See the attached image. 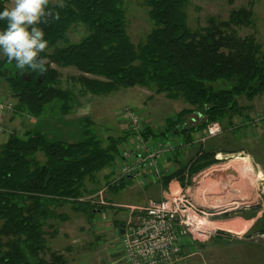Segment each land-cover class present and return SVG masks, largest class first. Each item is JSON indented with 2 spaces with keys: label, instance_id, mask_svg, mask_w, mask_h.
Here are the masks:
<instances>
[{
  "label": "trees",
  "instance_id": "16d2710c",
  "mask_svg": "<svg viewBox=\"0 0 264 264\" xmlns=\"http://www.w3.org/2000/svg\"><path fill=\"white\" fill-rule=\"evenodd\" d=\"M7 1L0 0V12ZM63 2V8L49 4L60 13L58 20L38 25L48 41L40 53L47 61L43 75L21 73L15 61L0 57V87L14 98L13 111L52 118L69 114L79 97L141 86L189 105L175 119H167L163 132L146 126L149 139L174 130L185 132L186 141L192 142L193 130L203 131L214 121L238 133L253 125V118L245 121L249 106L240 99L251 101L264 94V47L256 36L242 37L236 30L251 23L252 9H235L228 19L211 18L208 25L194 29L189 25L187 0H144L154 26L134 43L124 0ZM6 24L0 20V30ZM69 67L83 75L63 78L59 68ZM190 114L202 115L198 126L180 127ZM93 124L89 118L81 121L85 138L76 142L53 141L29 128L21 134L10 133L0 144V264H69L63 252L49 246L48 238L59 232L55 222L68 217L59 208L69 204L90 218L98 215L96 205L84 199L97 191L88 182H99L98 174L113 164L120 144L130 135L124 126L103 139L93 131ZM201 148L186 164L163 172L151 183L168 187L179 178L185 184L187 171L193 175L217 161L221 150ZM179 158L176 154L171 161L178 163ZM124 180L111 184L107 179L106 184L116 187ZM113 219L114 227L123 222ZM263 223L264 214L255 223L257 230H264ZM47 227L54 233L49 234Z\"/></svg>",
  "mask_w": 264,
  "mask_h": 264
},
{
  "label": "rangeland",
  "instance_id": "374dc122",
  "mask_svg": "<svg viewBox=\"0 0 264 264\" xmlns=\"http://www.w3.org/2000/svg\"><path fill=\"white\" fill-rule=\"evenodd\" d=\"M50 1L52 3H57V0ZM187 1L189 25L194 29L208 25L211 18L228 19L231 12L235 9H240L242 7L250 10L252 9L253 15L251 23L237 26L236 30L242 37L247 35L256 36L264 47V0H234L233 3H230L228 0ZM8 2L9 0L7 4ZM124 7L127 12L129 34L133 42L138 43L146 37L154 26L149 15V8L145 5L144 0H124ZM3 56L1 52L0 57ZM53 66L58 68L55 64ZM59 70L63 78L83 75V73L75 67L59 68ZM87 75L91 76L89 74ZM78 101L90 104V109H92L91 113L94 115L95 119H92L94 121L92 129L103 139H106L108 134H118L122 127L125 126V124L122 123L121 117L128 107L139 110L143 121H151L153 125L158 127V131L163 132L166 130L167 119H175L179 109L189 106L183 100H172L165 94H156L153 90L141 86L123 88L109 94L86 96L84 98L79 97L77 103ZM240 103L249 106V108L245 109V112L249 114L248 119L245 121L251 122V118H253L254 120L251 122L253 125L239 131V133L234 129L224 128L222 134L207 139L204 144L193 143L203 135L202 130L192 131V142L186 141L185 132L174 133V130L170 131L167 133L168 139L174 143L183 141L185 146L182 150L177 152L180 161L175 163L167 160V165L176 168L180 163L186 164L190 156L200 145H202L201 149L208 150L218 147L224 148V151L217 153V161L215 163L204 167L193 175L189 174L187 171L184 181L187 185H192V187H195V184L199 181H201L199 184L200 186L204 187L206 184L207 191L211 194L208 198L211 205L217 206L220 204L222 206L227 204L229 207H232L238 204V208L229 209L215 216V220L223 221V223L214 224L215 226L225 228V222L228 220L236 216L247 218L246 216L256 212L257 215L253 217L254 220L248 223V225L252 223L251 229L256 231L258 228L255 227V222H258V218H261L264 212V191L262 185L264 183V94L257 96L251 101L243 97L240 99ZM196 115L197 114H190L185 118L184 121L186 122L180 127L185 128L186 126L183 125L198 126L202 120V115ZM79 125L81 134L78 139L82 140L85 138V128L81 126V122ZM236 158H248L250 163L254 165L255 171L262 172V178L256 172L258 179L262 181H255L250 178L247 179L241 174H237L234 179H232V176H234L232 171L234 169L231 168L230 165L236 162ZM161 165L165 166V161L161 163ZM204 170H207V173H209L206 177H204L203 174L199 175L200 172ZM110 172V167L105 168L98 174L99 182L89 181L88 186L99 190L106 185L107 179L111 181L114 178V175ZM195 176L197 177L196 180L191 181ZM110 186L105 194L107 201L109 204L115 202L121 205L146 204L151 197L162 198L168 188L160 183H150L147 186H143L137 179L133 178L125 179L122 185H117L116 187ZM242 200H246L250 206H243L242 203H239ZM118 208L120 207H112V205L104 208L103 211L108 215L110 214L112 217V219L107 220H102L100 214L96 215L94 218H90L83 212L74 210L69 204L59 208V211L67 214L68 217L65 221L59 220L55 222L59 232L48 238L49 246L53 250L63 252L68 258L69 264H115V256H110L107 252V247L109 246L108 242L110 239H115L116 235L113 218L115 216L119 220H124L127 213L125 208L117 210ZM237 211H242V213H237ZM97 222H105L107 223V227L99 229V227H97ZM244 222L246 223V221L242 222L239 219L237 227L243 228ZM262 225H264V223ZM46 230L49 234L53 231L50 227H47ZM247 230H249V228H247ZM247 230L246 232H252ZM101 234L100 240L96 242V237ZM219 235L224 236L223 239L226 244H228V242L230 243V245H227L228 247L235 246V240H237L238 236L228 232H223ZM115 243H118V239H115ZM251 246L252 249L246 251L257 255L259 254L258 251H256V253L254 250L261 249L263 251V256L260 257L259 255L257 264H264V249L258 247L260 246L258 244ZM261 246L264 245L261 244ZM228 247L223 248V252L220 253V260L223 261L225 259H222L221 256L227 251ZM200 255L201 253L193 257H195L196 262L201 264L203 260ZM204 257L206 262L210 264L209 259H211V257L207 256L205 253ZM216 258L217 257L214 256L213 259Z\"/></svg>",
  "mask_w": 264,
  "mask_h": 264
},
{
  "label": "built area",
  "instance_id": "2783aa9c",
  "mask_svg": "<svg viewBox=\"0 0 264 264\" xmlns=\"http://www.w3.org/2000/svg\"><path fill=\"white\" fill-rule=\"evenodd\" d=\"M14 107L15 100L12 96L0 94L1 113L7 117ZM121 120L130 135L120 144V151L110 166V173L114 175L111 184L131 177L137 179L141 185L147 186L152 180L160 179L163 172L173 170L167 165V160L171 161L177 152L182 150L185 146L183 141L174 143L167 136L156 137L154 140L147 138L144 133L146 126L160 131L151 121H143L140 111L136 108H126ZM4 130L5 127L0 125V131ZM223 131L221 122H211L203 130V135L193 143L204 144L207 139L218 136ZM164 161L165 166H162ZM201 174L206 177L209 173L204 170L199 175ZM196 178L193 177L191 181ZM200 182L192 187L175 178L169 183L162 198L151 197L146 204L141 205H121L115 202L109 204L105 194L111 184H106L86 196L84 199L96 205L102 220L112 219L110 214L103 211L102 205L127 210L123 222L119 227H115V239H118V243H115V239L108 242L107 252L110 256H115V264H185L189 258L200 254L201 243L219 232H228L255 244L264 245V230L245 231L240 234V231L234 232L215 226L214 224L223 223L221 220H215V216L238 208V204L232 207L227 204L211 205L208 200L211 194L207 191V185L200 186ZM262 185L264 191V183ZM239 203L250 206L246 200ZM97 224L99 229L107 227L105 222Z\"/></svg>",
  "mask_w": 264,
  "mask_h": 264
},
{
  "label": "crops",
  "instance_id": "0c3cea01",
  "mask_svg": "<svg viewBox=\"0 0 264 264\" xmlns=\"http://www.w3.org/2000/svg\"><path fill=\"white\" fill-rule=\"evenodd\" d=\"M0 94L9 95L6 89L3 87L2 88L0 87ZM81 98H84V97H81ZM91 110L92 109H90V104L83 103L82 101L81 102L78 101V103L76 104V107L69 114L52 117V118L50 117L35 118L25 112H22V111L19 112L16 110L6 117L3 113L0 112V125L5 127L4 131H0V144L3 143L7 139L10 133L17 132L21 134L22 132H24L25 130L29 128L33 129V131L35 132L46 133L47 137L53 141L54 140H62V141H67V142L79 141L80 139H78V137H80V134H81V129H80L79 124L83 119H86V118L94 119V115H92ZM148 120H151V119H148ZM215 149L224 151V148L222 147H218ZM233 169L234 170L232 172L234 176H232V179H234V177L238 174L237 168H233ZM257 173L262 178L263 176L262 172L258 171ZM125 205H140V204H125ZM235 218L238 220L240 219L242 221L243 220L244 221L254 220V218L247 219L241 216H236ZM251 226H252V223L247 228L251 230ZM245 231L243 233H245ZM221 233L223 232H219L218 234L214 235L209 240L201 243L200 245L201 255L200 256L203 260L201 264H208V262H206L205 260L204 253L207 256L211 257V259H209L210 264H254V263L257 264L258 263L257 259L259 260V255L260 257L263 256V251L261 249H257V250L253 249L255 252L258 251L259 254L257 255L248 253L246 250L252 249L251 245L255 246L257 244H254L248 241L247 239L241 238L239 236L237 240H235L236 241L235 246L228 247L227 245H230V243L228 242V244H226V242L223 239L224 236L219 235ZM240 234H242V232ZM225 247H228V248H227V251H225V253L223 254V256H221L222 259L225 258L222 261L220 260V253L223 252L224 250L223 248ZM258 247L263 248L261 245ZM214 256L217 258L213 259ZM195 257L189 258L186 264H197L198 262L195 261Z\"/></svg>",
  "mask_w": 264,
  "mask_h": 264
},
{
  "label": "clouds",
  "instance_id": "9594fccd",
  "mask_svg": "<svg viewBox=\"0 0 264 264\" xmlns=\"http://www.w3.org/2000/svg\"><path fill=\"white\" fill-rule=\"evenodd\" d=\"M50 0H9L0 12V20L7 22L0 30V52L21 73L27 71L43 75L47 68L45 57L40 53L48 47L45 32L38 25L58 20L60 13L49 8ZM57 7L63 8V0H57Z\"/></svg>",
  "mask_w": 264,
  "mask_h": 264
},
{
  "label": "bare ground",
  "instance_id": "6f19581e",
  "mask_svg": "<svg viewBox=\"0 0 264 264\" xmlns=\"http://www.w3.org/2000/svg\"><path fill=\"white\" fill-rule=\"evenodd\" d=\"M233 168H237L238 174H241L242 176H244L247 179H252L255 181H258V175L254 169V165L252 163H250V161L248 160V158H236V162H234L233 164L230 165ZM246 198V197H244ZM242 221V220H240ZM244 221V220H243ZM242 221V222H243ZM246 223L244 224L243 228H238L237 227V223H238V219H230L227 222H225V228L231 231H240V233L244 232L246 230V228L249 226L248 223L251 222V220L247 221L245 220Z\"/></svg>",
  "mask_w": 264,
  "mask_h": 264
},
{
  "label": "water",
  "instance_id": "95a60500",
  "mask_svg": "<svg viewBox=\"0 0 264 264\" xmlns=\"http://www.w3.org/2000/svg\"><path fill=\"white\" fill-rule=\"evenodd\" d=\"M129 178H131V177H129Z\"/></svg>",
  "mask_w": 264,
  "mask_h": 264
}]
</instances>
